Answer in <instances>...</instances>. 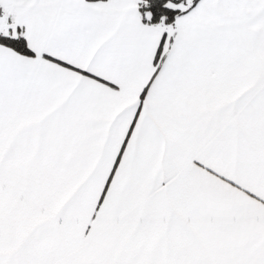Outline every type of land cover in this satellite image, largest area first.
<instances>
[{
    "label": "snow or ice",
    "instance_id": "snow-or-ice-1",
    "mask_svg": "<svg viewBox=\"0 0 264 264\" xmlns=\"http://www.w3.org/2000/svg\"><path fill=\"white\" fill-rule=\"evenodd\" d=\"M0 264H264V0H0Z\"/></svg>",
    "mask_w": 264,
    "mask_h": 264
}]
</instances>
